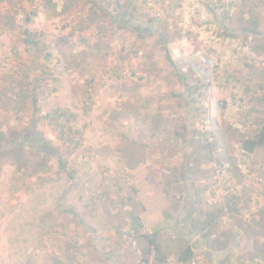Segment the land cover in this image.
<instances>
[{
    "label": "rangeland",
    "instance_id": "374dc122",
    "mask_svg": "<svg viewBox=\"0 0 264 264\" xmlns=\"http://www.w3.org/2000/svg\"><path fill=\"white\" fill-rule=\"evenodd\" d=\"M149 1L0 0V131L24 133L27 161L18 172L0 140V264H145L149 245L135 236L134 212L160 230L167 264H180L188 241L191 264H264V148L252 158L241 150L264 126V107L251 111L264 95V0L232 8L213 0L223 4L214 15L208 0ZM156 16L168 20L166 32ZM251 19L259 33L247 37ZM25 29L43 42L40 53L27 50ZM42 64L51 76L39 81ZM248 77L256 94L244 92ZM200 81L208 86L188 88ZM89 87L95 103L86 113ZM55 110L73 112L66 123L82 133L61 138L44 116ZM208 141L213 160L207 148L189 156ZM180 172L195 181L196 197L176 180ZM166 178L175 198L163 191ZM231 196L236 205L209 237L190 234L189 217Z\"/></svg>",
    "mask_w": 264,
    "mask_h": 264
},
{
    "label": "trees",
    "instance_id": "16d2710c",
    "mask_svg": "<svg viewBox=\"0 0 264 264\" xmlns=\"http://www.w3.org/2000/svg\"><path fill=\"white\" fill-rule=\"evenodd\" d=\"M160 0H157V2H159ZM143 3L145 5H147L148 0H143ZM119 8H123V3H117ZM223 5L222 2H215L213 0H208L206 5H207V9L210 13H212L213 15L216 14L217 9L220 7V5ZM237 5H240V2L238 3V0H231L229 2V6L232 7H236ZM37 13V12H36ZM31 19V16H29L27 18V20L29 21ZM155 20V22L157 24H161V26L163 27V29H165V32L168 30V26H169V22L168 20L160 17V16H156L155 18L152 19V21ZM251 26H246L244 27L242 30L246 33L247 37H249L250 34L253 35H257L258 32V20L257 19H251ZM23 34L24 36L22 37V40L24 42V44L27 46V50L30 52H37L40 53L42 51V44L43 42L41 40H39L38 38H36V34L30 32L28 29L23 30ZM230 36H233L232 32H229ZM167 35V34H165ZM168 42V40H166V43ZM16 49H14V52ZM55 55L53 54V52L51 51H46V53L44 54V58L45 60H52V58ZM42 71H41V77L38 78L39 81L41 80H45L44 75L46 73H49V75L51 74L49 71L48 66H45L44 64H42ZM47 67V68H46ZM218 67V66H217ZM191 71H194L193 68H191ZM263 73H264V68H263ZM228 78L234 76L230 71H226ZM177 75L180 79L184 78V73H182L179 69L177 72ZM51 76V75H50ZM56 79L57 77H52V81L53 83L56 84ZM238 81H240L241 78H236ZM246 86L244 88V92L246 94L249 93H253L256 94L257 93V89L256 84L257 82H255V79L253 77H248L246 80ZM54 84V88L53 90H56L57 87ZM207 87L208 85H206V83L200 81V84H192L190 85L188 88L191 90H197L200 87ZM38 87V86H37ZM259 88H264V83L260 82L259 83ZM35 89V88H34ZM33 91V90H32ZM93 89H91V87L88 88L87 90V97H86V104H85V112L88 113L90 111V109H92L93 105H94V101H93ZM242 100H245L244 97L241 98ZM32 104L34 105V108L36 110L39 109V99L38 96L36 94L32 95ZM264 107V95L257 97L256 98V102L254 103V106L251 108V111L253 112H259V111H263L261 108ZM46 119H48V123L50 126H53L54 128L56 127V130L59 131V136L61 138L64 137V135L66 134V132H69V137L73 134V135H77L82 133L81 129H76L73 130V127L68 125L66 122L68 120H72L76 118V115L73 112H68V111H59V110H55L52 112H49L47 114L44 115ZM63 119H66L65 121ZM17 132H12L11 135H9V137L6 135L5 132L0 131V140H1V147H5V154H10V153H14L16 155V170L18 172L23 171V169L27 166V161L24 158V145L22 142V137L24 136L23 132L19 133V138L16 137L18 135ZM72 136L73 137V141H77L78 139L77 137ZM192 141V139L190 140ZM189 141V142H190ZM19 142V143H18ZM47 145H49V142H46ZM45 144V146H47ZM38 146V145H37ZM41 147V146H39ZM190 147V146H189ZM44 148V146H43ZM48 148V147H47ZM49 148L51 149H46L45 148V152L50 155V156H58L60 157V154L58 152V149L52 146H49ZM204 149L207 148L208 149V153H209V157H208V161H211L214 159L213 156V151H214V147L213 144L211 142H207V144L205 145H200L198 144L197 147L194 148V150H192L189 153V156H194L193 154L198 153L199 149ZM264 148V126H262L259 130L258 133L255 136H251V137H247L245 138V140L243 141L242 144V154L248 158H252L253 154L258 151L259 149ZM18 150L17 152H13L12 150ZM3 153V151H2ZM197 160V159H196ZM66 161L63 159L62 155L60 158V167L62 170H64L66 168ZM71 175V173H70ZM188 179V178H187ZM186 178L184 179L182 173H178L177 176V181H181L183 183V185H185V188L187 189V191L189 192L188 194L190 195V197H196V193L193 189V191L191 190L192 187H195V181H192L191 183L188 182ZM165 185L163 187V191L167 196H171L173 198H175V195L172 194L171 192V186H172V180L171 178H166L165 179ZM236 201H237V197L236 196H231L227 198V202L228 204L226 205H222V206H217L215 208L214 211L208 212L206 214H204V216L200 219H192L191 217H189L190 223H191V233L192 235L194 234H201V236L203 238H207L209 237V230L212 231L211 229L214 228V226L218 225L222 219L223 216L226 215V213L231 209L232 206L236 205ZM175 203V202H174ZM173 203V208H174V213L178 212V215L180 212L179 208V204H174ZM185 205V204H184ZM183 205V206H184ZM186 206V205H185ZM185 208V207H184ZM230 208V209H229ZM264 212V209H263ZM173 212H171L170 210H165L164 211V215L166 218L169 219H173L175 217ZM177 217V216H176ZM131 218L134 224V227L136 228V234L138 237H143L147 240V243L149 245V249L147 250V255L148 256H144L142 258L143 262H145V264H157L156 262H151L149 260V255L151 253L156 254V260L160 263V264H167V259H168V254H166L164 252L163 246L159 241V229H153V228H146L143 224L142 218L141 216L134 212L131 213ZM180 235V234H179ZM136 236V237H137ZM223 244V246H221V249L225 248L227 249L228 247L231 246V243L226 242L224 244V242H222V240L220 239H216L214 240L213 244ZM229 243V244H228ZM230 245V246H229ZM220 247V246H219ZM115 254L117 253V251H114ZM177 260L180 264H191L192 261L195 259V243H190L189 241L186 243V246H182L180 247V250H178L177 252ZM74 262V259L72 260ZM158 263V264H159ZM76 264H79L78 261H76ZM81 264V263H80Z\"/></svg>",
    "mask_w": 264,
    "mask_h": 264
},
{
    "label": "built area",
    "instance_id": "2783aa9c",
    "mask_svg": "<svg viewBox=\"0 0 264 264\" xmlns=\"http://www.w3.org/2000/svg\"><path fill=\"white\" fill-rule=\"evenodd\" d=\"M148 4H150V1L148 0Z\"/></svg>",
    "mask_w": 264,
    "mask_h": 264
},
{
    "label": "water",
    "instance_id": "95a60500",
    "mask_svg": "<svg viewBox=\"0 0 264 264\" xmlns=\"http://www.w3.org/2000/svg\"><path fill=\"white\" fill-rule=\"evenodd\" d=\"M213 65V63H211Z\"/></svg>",
    "mask_w": 264,
    "mask_h": 264
}]
</instances>
